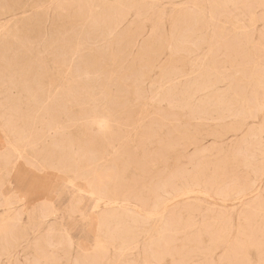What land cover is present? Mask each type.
Segmentation results:
<instances>
[{
    "label": "rangeland",
    "instance_id": "1",
    "mask_svg": "<svg viewBox=\"0 0 264 264\" xmlns=\"http://www.w3.org/2000/svg\"><path fill=\"white\" fill-rule=\"evenodd\" d=\"M0 264H264V0H0Z\"/></svg>",
    "mask_w": 264,
    "mask_h": 264
},
{
    "label": "bare ground",
    "instance_id": "2",
    "mask_svg": "<svg viewBox=\"0 0 264 264\" xmlns=\"http://www.w3.org/2000/svg\"><path fill=\"white\" fill-rule=\"evenodd\" d=\"M97 125V124H96ZM86 130V129H85ZM82 133V132H81ZM127 157V156H126ZM76 183V182H75ZM85 183V182H84ZM86 185V184H84ZM87 192V191H86ZM89 192H95V188L94 190L89 189ZM97 193V192H96ZM190 193V191H187L186 193H184V195L188 196ZM204 195V194H203ZM206 198V197H205ZM83 200V196L81 195V198L78 199L77 203L71 208L72 212H75L77 209H81L79 208L80 202ZM4 205L8 207V209H12L11 205L12 202L10 200H5L4 201ZM116 203L115 200L109 198L106 194V192H102L101 195H98L97 198L95 199L94 203L89 207V209H94L92 211H90V216L91 214L93 215H97L99 212V214L96 217L97 223L99 228L101 229L102 227L107 226V222L110 220V218H112L113 216V211L116 209ZM152 213V212H150ZM51 214V211H48L45 216H48ZM151 215V214H150ZM95 219V218H94ZM32 230H38L37 228H34L32 226Z\"/></svg>",
    "mask_w": 264,
    "mask_h": 264
}]
</instances>
